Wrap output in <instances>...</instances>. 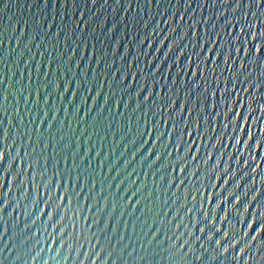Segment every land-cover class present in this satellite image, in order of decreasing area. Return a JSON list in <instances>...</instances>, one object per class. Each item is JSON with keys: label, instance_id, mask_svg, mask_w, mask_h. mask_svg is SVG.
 I'll return each mask as SVG.
<instances>
[{"label": "water", "instance_id": "obj_1", "mask_svg": "<svg viewBox=\"0 0 264 264\" xmlns=\"http://www.w3.org/2000/svg\"><path fill=\"white\" fill-rule=\"evenodd\" d=\"M0 264H264V0H0Z\"/></svg>", "mask_w": 264, "mask_h": 264}]
</instances>
